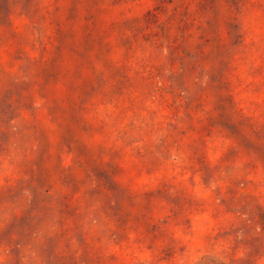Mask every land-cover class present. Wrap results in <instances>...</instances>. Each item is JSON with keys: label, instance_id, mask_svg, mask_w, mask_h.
<instances>
[{"label": "rangeland", "instance_id": "1", "mask_svg": "<svg viewBox=\"0 0 264 264\" xmlns=\"http://www.w3.org/2000/svg\"><path fill=\"white\" fill-rule=\"evenodd\" d=\"M261 177L264 0H0V264H260Z\"/></svg>", "mask_w": 264, "mask_h": 264}, {"label": "clouds", "instance_id": "2", "mask_svg": "<svg viewBox=\"0 0 264 264\" xmlns=\"http://www.w3.org/2000/svg\"><path fill=\"white\" fill-rule=\"evenodd\" d=\"M166 133L161 131L157 133L158 136H164ZM187 140L182 141L180 145L173 147V156L172 160L169 162L174 170L170 171V175L175 177V182L187 189L189 192L193 193L198 198L203 199H209L212 196L213 190L219 186L223 188L227 183V174L225 172V169L228 167L226 163L222 161V153L224 151V148L227 147V142H223V147H221L220 141H215V143H209L207 145V149L205 152V160L206 163L210 168H218L219 172L217 173V176L215 178V182L212 183L209 187H205L203 184H201L200 176L197 175L194 178L192 177V169L196 167V161L194 159H191V152L188 151L187 147ZM242 162H238L236 167H240ZM125 168H128L129 163L126 159L124 164L122 165ZM7 167V165H6ZM130 175H134V173H130ZM192 178L194 179L195 187H192L188 184V180ZM261 179H264V177H261ZM137 184L142 183L141 181H136ZM258 195L264 196V186H262L259 190V193H256ZM201 221L207 220V216L198 218ZM225 220H233L234 217H225ZM212 227H215V224H212ZM201 231H203V228H201ZM179 235V234H178ZM230 243L231 241H220L219 244L215 247V253L219 255L222 251L224 253H228L230 250ZM205 247L204 243L197 240L193 243L191 246L190 256L191 260L189 261V264H192L196 259H198L197 249H203ZM200 254H203L202 251ZM242 251L237 252L236 257L239 258L242 255ZM221 259L225 260V264H228L226 256H221ZM260 264H264V260L260 261Z\"/></svg>", "mask_w": 264, "mask_h": 264}]
</instances>
